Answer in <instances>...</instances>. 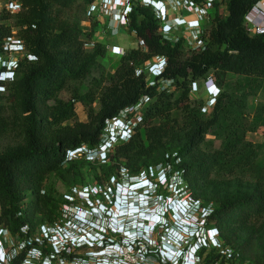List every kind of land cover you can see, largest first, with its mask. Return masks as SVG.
I'll use <instances>...</instances> for the list:
<instances>
[{
	"label": "trees",
	"instance_id": "obj_1",
	"mask_svg": "<svg viewBox=\"0 0 264 264\" xmlns=\"http://www.w3.org/2000/svg\"><path fill=\"white\" fill-rule=\"evenodd\" d=\"M18 1L16 13L8 9L0 13V22H5L0 24V53L6 51L8 39L13 38L25 51V57L17 59L16 78L0 82V89H4L0 91V134H7L12 126L23 131L22 144L0 153V226L10 237L22 238L26 245L20 253H17L18 246L8 249L9 264L23 263L35 255L33 249L43 256L52 252L46 236L34 237L29 232L30 196L37 193L41 176L60 170L77 172L78 160H68L67 151L81 149L93 153L98 150L107 120L117 118L122 109L145 95L152 101L147 104L137 133L130 141L111 149L104 163H98L95 182L100 189H115V182H119L125 169L129 177L141 173L150 177L152 166L146 162L135 168L133 165L144 156L150 158L153 152H167L166 139L181 133L180 142L183 138H189L188 141L179 143L175 156L172 153L162 156L156 166L166 172L169 184H175L180 192L198 203L203 197L190 191V185L200 172L223 178L254 168L260 146L247 141L246 135L264 124V119L250 120L246 109L247 99L261 90L264 81V32L250 34L245 17L260 0H227V14L216 13L209 26L207 48L191 56L187 55L184 39L178 43L164 40L157 33L159 23L153 11L136 5L130 29L144 47L125 54L115 73L108 75L109 85L98 97V109L91 107L97 100L92 92L69 101L60 96L72 83L88 79L99 59L107 54L103 42L93 41L98 23L94 22L90 30L82 26L92 0ZM71 11L78 14L74 21L66 18ZM89 42L94 45L88 48ZM156 56H164L168 65L156 84L149 86L146 74L137 76L136 72ZM230 74L244 78L245 86L237 93L221 90L212 114L205 115L201 112L205 100H191V84L212 76L223 88L228 86L226 78ZM161 80H173L174 89L163 88ZM77 101L89 107L88 122L78 120ZM175 110L182 115V125L172 116ZM68 121L73 124H65ZM212 129L221 138L223 149L213 153L212 161L200 165L183 162L182 156L204 142ZM173 173H177L176 179ZM164 187L160 186L159 190L165 192L167 186ZM68 204H72L68 199L58 200L47 195V218L40 221V227L62 219L63 205ZM203 205L200 204L206 209L204 218L208 228H213L214 222L219 228L222 221L245 226L250 220L264 216V181L260 191L254 189L216 206ZM2 240L4 243L3 237ZM224 240L232 246V242Z\"/></svg>",
	"mask_w": 264,
	"mask_h": 264
},
{
	"label": "built area",
	"instance_id": "obj_2",
	"mask_svg": "<svg viewBox=\"0 0 264 264\" xmlns=\"http://www.w3.org/2000/svg\"><path fill=\"white\" fill-rule=\"evenodd\" d=\"M227 0H92L88 15L96 20L106 19L109 30L129 29L133 9L136 5L150 8L158 20L157 33L167 41L178 43L184 39L186 48L204 51L207 48V32L216 13L225 14ZM11 5H17L11 2ZM19 5L17 6V9ZM264 16V0H260L245 17V24L250 34L264 32V25L259 20ZM134 31V30H132ZM135 32V31H134ZM136 34V33H135ZM139 48L143 44L139 41ZM93 42L86 44L92 47ZM108 52L125 54V49L108 46ZM146 50V49H144ZM168 62L164 56H157L151 65L150 73H145L148 85L156 84L162 77ZM143 72L138 70L137 74ZM163 88L173 87V80H161ZM206 100L201 106L203 113L212 112L221 88L210 76L203 81ZM198 82L192 83V92H198ZM150 98L145 95L140 100L121 110L115 119L106 122L105 136L99 149L89 156L105 162L107 153L117 143L128 142L135 135L144 119V109ZM122 131L118 130L123 126ZM81 149L68 150L67 159L71 160ZM144 193V197L157 194ZM73 195L84 196L75 205H63V217L53 225L42 226L47 242L52 248L47 255V264H249L240 250L227 245L218 229L208 228L205 220L206 209L193 198V211L201 212L196 220L198 230L188 235H179L185 228L177 220L165 221L151 227L149 233L140 234V227L149 224L148 215L154 214L161 207L172 208L165 204V198H153V203L144 202L139 207L130 202V198L143 196L141 192H121L116 189L103 190L86 188ZM100 194L104 197L91 200L90 196ZM72 203L74 197H67ZM165 204V205H164ZM136 215H142L143 222L127 216L128 209H134ZM166 210V209H165ZM174 211H182L174 206ZM217 232V233H216Z\"/></svg>",
	"mask_w": 264,
	"mask_h": 264
},
{
	"label": "rangeland",
	"instance_id": "obj_3",
	"mask_svg": "<svg viewBox=\"0 0 264 264\" xmlns=\"http://www.w3.org/2000/svg\"><path fill=\"white\" fill-rule=\"evenodd\" d=\"M12 0H0V13L4 9H8L11 13H16L19 9L17 6L20 5V2L16 0L15 6L10 3ZM78 14L74 11L67 12L66 18L74 21ZM97 22L98 25L96 27V35L93 41H101L104 42L106 47L113 46L115 48L125 49V54L131 51L134 48H139V39L134 31L129 29H120L115 28L112 31L108 29L106 19L96 20L88 15V11L86 16L82 21V26H85L87 30H90L94 24ZM5 23V22H0ZM11 23V22H7ZM16 31V30H14ZM17 42L16 38L8 39V46L4 47V50L0 53V69L3 64L9 63L13 67L11 72L13 75L9 77L6 81H12L16 78V74H14V69L16 67L17 59H22L25 57V51L20 46L13 47L12 43ZM115 42V43H114ZM87 47V46H86ZM89 48V47H88ZM187 55L191 56L195 51L186 48ZM121 54L119 51L117 52H108L104 58H100L97 67L93 70L92 74L88 79L83 82H75L72 83L66 90L61 93V97L69 101L73 99L75 96L81 97L89 92L94 93L97 96V100L91 105L94 109H98V97L103 90L104 87L109 85L108 75L115 73L116 69L120 65L121 58L125 55ZM157 60V56L153 57L149 62L146 63L144 68L139 69L143 73H150L151 65ZM136 75L138 76L137 72ZM216 81V80H215ZM200 85L198 92H192L191 89V100L192 101H200L206 100V91L202 86L203 81L198 82ZM246 80L240 76L235 74H230L226 78V87H221L222 92L228 90L230 93H237L245 86ZM219 85V84H218ZM192 88V84H191ZM174 89V86L170 88ZM0 91L4 92V89H0ZM152 99H150L148 105L151 103ZM146 105L144 109V113L148 107ZM89 107H87L83 102L77 101L75 103V110L77 113V118L80 122H88L89 121ZM202 112V110H201ZM203 113V112H202ZM246 113L249 116L250 120L256 121L258 118L264 119V81H262L261 90L254 96H250L247 99V109ZM205 115H210L212 112L204 113ZM173 117L178 118L180 125H182V115L178 110H175L172 114ZM9 120V118H8ZM65 124H73L72 121H68ZM143 131V130H141ZM22 129L17 126H12V129L5 135L0 134V153L5 151L8 148L15 147L23 143V135ZM137 133V132H136ZM135 133V134H136ZM186 132H184L185 134ZM183 134V135H184ZM182 135V133H181ZM179 135L176 138L166 139L167 147L169 150L167 152H153L152 156H144L140 162H136L133 167L141 166L144 162H146L149 166H152L150 178L156 179L157 172L160 170L159 166H156L159 163V159L162 156L167 154H171L173 156L176 155L175 151H178L179 143H183L188 141L189 138H183L180 142ZM146 139V137L144 138ZM247 141H251L257 146H260V154L257 158L255 166L252 170H248L246 172H239L233 176H227L223 178L215 177L212 173L211 175H203L201 172L198 174V177L193 179V183L190 185V191L197 193L199 196L203 197L199 204H205L203 206L218 205L223 200H233L236 197L243 195L246 192L257 189L260 191L262 187V183L264 181V124L260 125L255 131H250L246 135ZM126 143V142H123ZM121 144V143H117ZM116 146V145H115ZM114 146V147H115ZM223 149L222 140L216 134V130L212 129L205 135V141L201 142L197 145L193 151L188 152L185 156H182V161L190 162L193 165H200L204 161H212V155L214 152L221 151ZM95 158V157H93ZM89 156V153L82 151L76 154L73 159H77L78 162L75 165L78 170L75 173L60 170L53 171L41 176L38 182V190L36 194H31V229L29 232L35 236H46L43 233V228L40 227V221L45 220L47 218V208L45 206V199L47 195H52L55 199H67V197H75L73 195V190H78L79 192L86 190V187L90 186L99 188L96 184V176L99 174V164L104 163L98 159H93ZM91 163V164H89ZM68 166V165H67ZM156 166V167H155ZM200 171V170H199ZM124 173L119 179L118 183L127 182L130 180L128 171L125 169ZM205 174L207 172H204ZM135 175V174H130ZM177 178V173H173V179ZM117 185V181L115 182V186ZM185 186V184H183ZM165 189V187H164ZM95 198H99L104 195H94ZM173 197V198H186L188 197L187 193L180 192L174 193L171 190H165V192L160 191L157 192L156 195H152L151 199L156 198L160 200V197ZM78 199L84 198L80 193L77 195ZM91 197V196H90ZM165 205V204H164ZM1 212V207H0ZM196 216L200 217L201 212H196ZM202 216H205L203 214ZM214 227L218 229V232L221 235V238L227 239L232 242V246L237 250H240L243 254L244 260L249 264H264V216H261L258 219H252L250 222L241 226L239 224L230 222V221H222L220 223L221 227H217L214 222ZM219 224V223H217ZM0 226V232L1 231ZM224 233V237L222 236V231ZM27 231V229H25ZM4 234L2 235L4 239V243H6V250L17 247V253L23 252L26 248V245L23 243L22 238L20 237H10L6 234L4 230ZM217 233V232H216ZM225 241V240H224ZM8 262V261H7Z\"/></svg>",
	"mask_w": 264,
	"mask_h": 264
},
{
	"label": "clouds",
	"instance_id": "obj_4",
	"mask_svg": "<svg viewBox=\"0 0 264 264\" xmlns=\"http://www.w3.org/2000/svg\"><path fill=\"white\" fill-rule=\"evenodd\" d=\"M15 44H13V47H19L20 45L17 43V42H14ZM2 67H5V69L3 70ZM0 69V73H1V76H0V82L1 81H6L9 77H11L13 75V72H11V70L13 69V67L11 65H9V63L7 64H3ZM124 128V125L119 127L118 130L122 131ZM162 172H165L163 169H162ZM166 173V172H165ZM156 180V186L150 190H148L147 193H154L156 190L158 191L159 190V187L162 186V185H159L158 183V178L155 179ZM153 180V181H155ZM164 187V186H162ZM116 189V188H115ZM137 192H141V190H138ZM144 202H151L153 203V199L152 200H149L148 197H144L139 195V196H136V197H133V198H130V202L137 205V206H141L142 203ZM192 204H193V201L191 200L189 202V205L186 206V211L185 213H183L181 216L178 214V213H175L172 208H168L166 206L164 207H161L157 212H155L154 214H151V215H148L149 217V224L148 225H145V226H142L140 227L138 230H135V231H138L140 234H147L149 233V230L151 227H154V226H157L159 224H161L162 222H165V221H172L173 219L177 220L178 223L180 225H182L185 230H181V231H178V234L179 235H188L189 233H194L198 230V225L196 224V220L199 219V217L196 216V212L193 211V208H192ZM166 209V210H165ZM135 210L134 209H128L127 212H129V214H127L128 217H133L132 220L134 221H140V222H143V218H142V215L141 214H144V212H141V214H135L133 213ZM150 217L153 218V220H150ZM187 220V222H184L183 220ZM2 232H0V248L6 253V260L4 261L3 260V263L2 264H9V260H8V251L6 250L5 246H4V243H3V240H2V235L4 234V230L1 229ZM7 234V232H6ZM40 258L38 257L37 260H39ZM8 261V262H7Z\"/></svg>",
	"mask_w": 264,
	"mask_h": 264
},
{
	"label": "flooded vegetation",
	"instance_id": "obj_5",
	"mask_svg": "<svg viewBox=\"0 0 264 264\" xmlns=\"http://www.w3.org/2000/svg\"><path fill=\"white\" fill-rule=\"evenodd\" d=\"M158 192H159V190H158ZM74 198L78 201V197H77V196H75ZM90 198H91V200H95V199H96L95 196H91ZM99 198H101V197H99ZM102 198H103V197H102ZM102 198H101V199H102ZM75 204H76V203H72V204H69V205H75Z\"/></svg>",
	"mask_w": 264,
	"mask_h": 264
},
{
	"label": "crops",
	"instance_id": "obj_6",
	"mask_svg": "<svg viewBox=\"0 0 264 264\" xmlns=\"http://www.w3.org/2000/svg\"><path fill=\"white\" fill-rule=\"evenodd\" d=\"M225 14H227V12H225ZM259 20L263 23V25H264V16L262 15V16H260L259 17ZM104 43V42H103ZM115 43V42H114Z\"/></svg>",
	"mask_w": 264,
	"mask_h": 264
},
{
	"label": "bare ground",
	"instance_id": "obj_7",
	"mask_svg": "<svg viewBox=\"0 0 264 264\" xmlns=\"http://www.w3.org/2000/svg\"><path fill=\"white\" fill-rule=\"evenodd\" d=\"M127 214H129V212H127ZM150 220H153V218H152V217H150Z\"/></svg>",
	"mask_w": 264,
	"mask_h": 264
}]
</instances>
